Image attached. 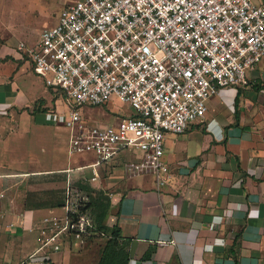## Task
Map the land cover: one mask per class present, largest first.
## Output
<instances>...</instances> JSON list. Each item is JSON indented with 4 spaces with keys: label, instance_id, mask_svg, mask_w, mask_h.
<instances>
[{
    "label": "built area",
    "instance_id": "2783aa9c",
    "mask_svg": "<svg viewBox=\"0 0 264 264\" xmlns=\"http://www.w3.org/2000/svg\"><path fill=\"white\" fill-rule=\"evenodd\" d=\"M45 27L36 46L16 50L70 109L69 156H96V168L128 156V176L152 175L167 183L165 139L203 121L221 89L244 87L264 58V4L252 0H78ZM112 95L131 114L115 123L85 116V106H105ZM66 169L61 209L39 224L41 245L27 257L52 264L65 247H83L107 235L98 229L92 199ZM26 264V263H24Z\"/></svg>",
    "mask_w": 264,
    "mask_h": 264
},
{
    "label": "crops",
    "instance_id": "0c3cea01",
    "mask_svg": "<svg viewBox=\"0 0 264 264\" xmlns=\"http://www.w3.org/2000/svg\"><path fill=\"white\" fill-rule=\"evenodd\" d=\"M18 45L0 49L1 65ZM1 79L0 120L10 124L0 123V264H38L27 257L40 241L32 244L26 235L56 209L25 206L19 188L8 198L5 192L43 175H64V189L67 175L61 172L94 165L96 156L77 154L88 158L74 168L19 169L24 165L18 159L21 147L28 149L16 137L25 132L12 123L59 127L66 117L54 90L48 88L54 96L45 91L35 108L13 75ZM4 129L12 139L2 138ZM129 160L120 156L100 165L94 182L92 168L74 171L91 196L95 222L96 215L106 214L101 226L107 237L91 238L80 248L65 247L51 255L52 264H98L115 226L120 247L129 255L127 264H264V58L248 72L244 87L221 89L209 100L203 121L166 136L169 174L164 186L158 188L152 175L128 176L124 167Z\"/></svg>",
    "mask_w": 264,
    "mask_h": 264
},
{
    "label": "rangeland",
    "instance_id": "374dc122",
    "mask_svg": "<svg viewBox=\"0 0 264 264\" xmlns=\"http://www.w3.org/2000/svg\"><path fill=\"white\" fill-rule=\"evenodd\" d=\"M76 1L78 0H0V49L14 48L18 42L23 43L27 48L36 46L41 39L44 28L47 26L54 27L58 23L59 13H61L62 9ZM10 54L11 57L9 56L6 59V64L1 65L3 63L0 62V73H3V75H0L1 78L6 77V75H13L15 83L32 101L35 108L36 102L39 103V99L45 97V91L49 92L48 97L54 96L49 91L50 88L45 84V79L34 72L33 64L29 57L24 56L19 51H13ZM21 58L24 60L23 62L17 61L21 60ZM1 78L0 82L3 83ZM55 94L60 100L58 103L61 105L62 115L68 118L70 109L65 103L63 93L58 91ZM84 111L85 116L92 121L97 120L105 124L115 123L121 120H117V117L123 118L122 115L131 114L129 106L115 95L110 97L107 105L100 107L88 105L85 106ZM38 116L42 117V114ZM7 120L2 118L0 123H4V125L10 124L7 123ZM11 126H14L15 129L20 126V130L25 132V134L17 133L16 135L23 144V148L28 149V151H25L21 147L18 159L23 160L24 165L18 167L19 169L43 171L57 167L74 168L75 165L83 163L81 161L88 158V155H77L70 159L67 152L69 133L63 128L66 127L64 123L58 124L59 127L51 123L42 122L37 125L29 123L26 127L23 123L15 122ZM2 135L3 139H12L6 129L2 131ZM86 173L90 174L89 171H86ZM76 174V172H73L71 176L74 178ZM61 178L63 179L64 175H43L32 177V179L29 178L22 184L18 183L15 187L8 188L5 192V195H7L5 198L10 197L14 188H19L21 196L27 205L34 204L44 210L56 209L55 215L63 217L64 212L58 207V204L61 203V198L63 199L64 191ZM29 185L34 186L29 189ZM33 229L28 231L26 239L32 241V244H36V242L41 240V236L39 228ZM40 245L41 243L39 242Z\"/></svg>",
    "mask_w": 264,
    "mask_h": 264
},
{
    "label": "trees",
    "instance_id": "16d2710c",
    "mask_svg": "<svg viewBox=\"0 0 264 264\" xmlns=\"http://www.w3.org/2000/svg\"><path fill=\"white\" fill-rule=\"evenodd\" d=\"M62 202L63 199L61 198V203ZM61 203L58 204L59 208L61 207ZM25 206L30 207L31 205L29 206L26 204ZM105 216L106 214H102L100 217H97L96 215V224L99 230H103L107 234L105 228L101 226ZM119 237L120 230L115 226L112 230L111 238L106 241V244L103 247L102 257L98 264H127L129 255L124 252V248L120 247V243L118 242Z\"/></svg>",
    "mask_w": 264,
    "mask_h": 264
}]
</instances>
